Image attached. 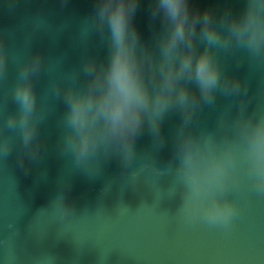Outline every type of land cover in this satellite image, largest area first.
<instances>
[{
	"label": "water",
	"instance_id": "obj_1",
	"mask_svg": "<svg viewBox=\"0 0 264 264\" xmlns=\"http://www.w3.org/2000/svg\"><path fill=\"white\" fill-rule=\"evenodd\" d=\"M191 3L200 10L243 7V0ZM94 8L95 0H0V38L8 52L0 78V139L7 136L12 145L8 154L0 150V264H264V194L247 186L233 190L238 211L227 227L186 220L171 195V173L156 170L145 154L158 146L147 126L127 167L115 155L100 156L99 166L94 159L78 167L62 147L65 105L55 85L66 86L86 57L107 55L106 37L90 21ZM150 8V0H139L133 18L149 44L160 26L151 20ZM35 53L43 57L41 72L33 77L43 122L33 158L6 118L16 111L12 89L20 65ZM219 60L227 76L241 81V94L217 92L214 105L198 109L193 118L196 130L218 135L221 115L235 116L241 103L248 113L264 110V59L234 48L219 53ZM180 119L179 112H171L163 120L166 143L154 153L158 168L171 157Z\"/></svg>",
	"mask_w": 264,
	"mask_h": 264
},
{
	"label": "clouds",
	"instance_id": "obj_2",
	"mask_svg": "<svg viewBox=\"0 0 264 264\" xmlns=\"http://www.w3.org/2000/svg\"><path fill=\"white\" fill-rule=\"evenodd\" d=\"M150 3L151 20H159L160 26L149 44L133 23L139 0H95L90 21L106 37L107 55L86 57L71 71L66 86L55 85L65 105L62 147L78 167L94 159L99 166L100 156L113 155L127 167L147 126L158 146L145 154L156 170L171 173L179 214L227 227L238 211L230 198L233 190L247 186L264 194V110L248 113L241 103L235 116L221 115L220 135L196 130L193 118L198 109L214 105L217 92L241 94V81L224 73L219 53L237 48L264 59V0H243L239 10L227 6L220 11L194 9L191 0ZM7 61L0 38V78L6 75ZM42 64V55L35 53L20 65L12 89L16 111L6 118L7 128L19 129L22 147L33 158L43 122L33 77ZM171 112H179L181 119L172 135L171 157L161 169L154 153L166 143L161 127ZM0 150L11 152L7 136L0 139ZM60 198L70 211L63 194Z\"/></svg>",
	"mask_w": 264,
	"mask_h": 264
}]
</instances>
